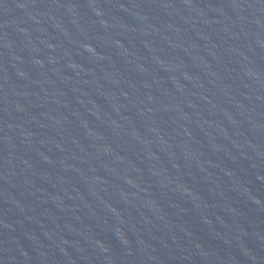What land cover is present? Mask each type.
<instances>
[{
	"label": "water",
	"instance_id": "obj_1",
	"mask_svg": "<svg viewBox=\"0 0 264 264\" xmlns=\"http://www.w3.org/2000/svg\"><path fill=\"white\" fill-rule=\"evenodd\" d=\"M0 264H264V0H0Z\"/></svg>",
	"mask_w": 264,
	"mask_h": 264
}]
</instances>
